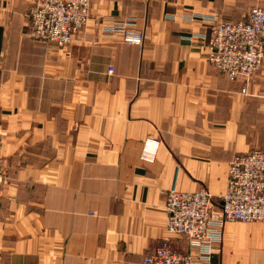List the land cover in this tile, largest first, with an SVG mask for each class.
<instances>
[{
	"label": "crops",
	"instance_id": "crops-1",
	"mask_svg": "<svg viewBox=\"0 0 264 264\" xmlns=\"http://www.w3.org/2000/svg\"><path fill=\"white\" fill-rule=\"evenodd\" d=\"M33 2L0 0V264H145L165 239L192 264H264V222L227 221L202 260L165 209L173 187L220 204L234 156L264 149V64L229 80L201 20H241L264 0H92L66 46L32 36ZM128 18L143 44L105 34Z\"/></svg>",
	"mask_w": 264,
	"mask_h": 264
},
{
	"label": "built area",
	"instance_id": "built-area-1",
	"mask_svg": "<svg viewBox=\"0 0 264 264\" xmlns=\"http://www.w3.org/2000/svg\"><path fill=\"white\" fill-rule=\"evenodd\" d=\"M91 5L92 0H34L29 12L32 36L41 43L70 44L88 24ZM201 20L211 30L207 45L209 61L229 80L248 84L264 64V6L251 8L245 18L237 21L204 16ZM103 30L109 35L120 33L124 41L133 44H143L145 40V30L138 28L133 18L117 21ZM200 36L205 38V34ZM3 144L0 134V197L7 181ZM159 146L156 137H148L142 158L154 160ZM165 209L168 231L186 236L200 259L209 260L223 240L227 221L264 222V149L234 156L220 204L206 188L182 191L173 187L166 193ZM194 257L193 251L181 252L165 239L144 257V263L192 264Z\"/></svg>",
	"mask_w": 264,
	"mask_h": 264
},
{
	"label": "rangeland",
	"instance_id": "rangeland-1",
	"mask_svg": "<svg viewBox=\"0 0 264 264\" xmlns=\"http://www.w3.org/2000/svg\"><path fill=\"white\" fill-rule=\"evenodd\" d=\"M255 7V6H254ZM253 8V7H252ZM3 137V136H2ZM5 169V168H4ZM5 172H6V170H5ZM7 182V181H6ZM6 184V183H5ZM5 186V185H4ZM4 189V188H3Z\"/></svg>",
	"mask_w": 264,
	"mask_h": 264
}]
</instances>
